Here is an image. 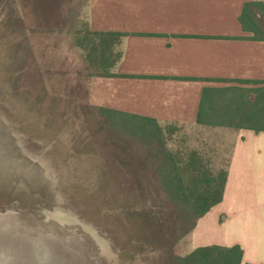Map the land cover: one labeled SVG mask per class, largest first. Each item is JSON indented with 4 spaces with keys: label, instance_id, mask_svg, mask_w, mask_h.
<instances>
[{
    "label": "rangeland",
    "instance_id": "374dc122",
    "mask_svg": "<svg viewBox=\"0 0 264 264\" xmlns=\"http://www.w3.org/2000/svg\"><path fill=\"white\" fill-rule=\"evenodd\" d=\"M119 41L90 29L87 0H0V264H168L193 252L197 213L185 210L210 183L222 187L238 129L161 127L187 197L134 191L160 185L150 175L158 162L137 156L154 131L123 117L117 130L90 103ZM57 208L91 225L109 252L82 224L48 218Z\"/></svg>",
    "mask_w": 264,
    "mask_h": 264
},
{
    "label": "crops",
    "instance_id": "0c3cea01",
    "mask_svg": "<svg viewBox=\"0 0 264 264\" xmlns=\"http://www.w3.org/2000/svg\"><path fill=\"white\" fill-rule=\"evenodd\" d=\"M87 2L92 31L128 35L110 75L91 82L94 108L162 128L202 126L205 88L238 80L264 87V40L241 23L245 0ZM235 136L223 199L198 221L193 251L240 246L241 264H264V131Z\"/></svg>",
    "mask_w": 264,
    "mask_h": 264
},
{
    "label": "trees",
    "instance_id": "16d2710c",
    "mask_svg": "<svg viewBox=\"0 0 264 264\" xmlns=\"http://www.w3.org/2000/svg\"><path fill=\"white\" fill-rule=\"evenodd\" d=\"M245 1L244 10L240 18L241 23L246 30L253 33L255 39L264 40V0ZM94 34L118 38L119 40L128 36L122 33L94 32ZM114 47H116L115 44ZM117 59V57L114 58V62L111 63L112 66L109 67L110 69L118 62ZM101 76L108 77L109 75ZM220 81L225 82L224 80ZM235 83L258 86L262 84V82L251 80H238L235 81ZM100 111L106 112L107 115L112 116H108V118H113L111 124H113L114 128L117 130L120 128V124L114 121V118L123 117L125 119L147 123L149 124L147 126L154 131L153 135L144 136L142 140H140L139 143L146 151L138 153L137 156L141 162H147L150 159L158 162L160 169L153 173L154 176L151 173L150 175L152 179L158 181L160 185L154 186L153 188H146L140 185L137 188H133V190L138 191V189H142L143 195L145 196L155 193L156 195L166 197L172 201H184L187 197V188L183 183L178 168L175 167L173 170L171 167V165L175 166L172 162L174 157L163 144H159L161 142V127L154 122L130 117L129 115L116 116L108 110L101 109ZM198 122L202 126L252 129L257 132L264 131V87L247 88L230 86L205 88L203 91ZM225 182L226 178L222 187L218 189L210 187L212 185L210 183L209 187L198 196V200L193 202L192 205L190 204L185 210V212L191 213V211H195L197 213L192 231L196 228L198 221L205 216L211 208L222 201ZM151 189H154V192H152ZM214 191H216V195H214ZM210 195H214L212 199H209L208 196ZM185 203H188V200ZM138 215L142 217V221L147 228L158 229L157 226L152 223L149 212L143 211ZM242 254L243 250L240 246H236L230 250L205 247L196 249L186 257L174 256L168 264H241Z\"/></svg>",
    "mask_w": 264,
    "mask_h": 264
},
{
    "label": "bare ground",
    "instance_id": "6f19581e",
    "mask_svg": "<svg viewBox=\"0 0 264 264\" xmlns=\"http://www.w3.org/2000/svg\"><path fill=\"white\" fill-rule=\"evenodd\" d=\"M47 215L48 218L50 219H55L57 221H59L60 223H80L84 226V228H86L88 231H90L94 236H96L97 240L100 242L104 253L109 252V242L102 238L96 231L95 229L89 225L86 224L85 222H83L82 220H80L76 214H74L71 211H67L65 209L62 208H57L54 211H47ZM2 259L0 258V261Z\"/></svg>",
    "mask_w": 264,
    "mask_h": 264
}]
</instances>
